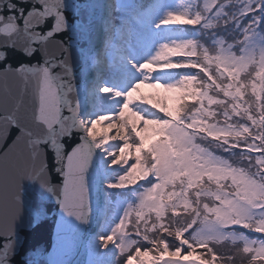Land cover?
I'll use <instances>...</instances> for the list:
<instances>
[{
	"label": "snow or ice",
	"instance_id": "snow-or-ice-1",
	"mask_svg": "<svg viewBox=\"0 0 264 264\" xmlns=\"http://www.w3.org/2000/svg\"><path fill=\"white\" fill-rule=\"evenodd\" d=\"M129 71L124 89L105 82ZM104 99L113 107L97 110ZM13 128L0 154V264H13L21 228L43 227L48 201L55 243L22 264H72L81 243L86 264H264V0H0V143ZM20 143L23 162L11 158ZM98 153L116 173L104 187L134 199L85 238Z\"/></svg>",
	"mask_w": 264,
	"mask_h": 264
},
{
	"label": "water",
	"instance_id": "water-1",
	"mask_svg": "<svg viewBox=\"0 0 264 264\" xmlns=\"http://www.w3.org/2000/svg\"><path fill=\"white\" fill-rule=\"evenodd\" d=\"M103 0H96L97 3L102 4ZM83 64L80 61H77V74H78V84H81L85 78V73L82 72ZM87 77L91 78V73L86 74ZM94 75V73H93ZM9 87L14 88V82H9ZM86 89L81 88L80 91V101H81V114L86 115L91 109L88 103L84 102L83 93ZM18 135V129L13 128L9 133L7 139L0 143V154H2L6 149H8L9 145H12L13 140ZM65 151H71L72 148L80 143V134H74L71 137H65ZM26 153V149L22 143L18 144L12 153L11 158L16 161L19 160L23 162L24 155ZM48 160L50 164L54 165V156L50 149L47 150ZM53 174L56 176L57 180H59V174L55 173L53 168ZM104 180L101 174L97 171V163L96 156L93 159V163L90 167V181L92 184L91 187V198L93 204V212H92V222L88 226H81L77 231L82 234L85 238L89 232L93 231V228L97 225L95 224L96 216L98 212L99 205V192L100 189L104 186ZM26 189H30V185L25 181ZM54 201H48L45 205V212H47L46 222H43V227L36 232L30 231L27 228H21L19 230V236L21 240V244L19 247V251L17 255L13 257V264H22V261L28 251L32 248L41 246V247H49L55 243L56 240V231L58 228V221L56 220L57 211L53 207ZM40 211V205L37 201L34 205L32 211L28 212V219H32L33 215ZM85 249L81 243L80 247L74 248L72 252V264H83V257L85 254Z\"/></svg>",
	"mask_w": 264,
	"mask_h": 264
},
{
	"label": "rangeland",
	"instance_id": "rangeland-1",
	"mask_svg": "<svg viewBox=\"0 0 264 264\" xmlns=\"http://www.w3.org/2000/svg\"><path fill=\"white\" fill-rule=\"evenodd\" d=\"M143 58H144L143 56L140 57V59H143ZM136 75L137 74L134 71H129V73L127 75V79H125V80L107 79L105 82L108 83L111 86L119 87L121 89H124L125 87L130 86V84L133 82V79L135 78ZM148 90H149V88L145 87V86H142V88H141V91L143 93H145V94L149 93ZM160 91L163 93V89H160ZM167 95L169 97L168 104H170V102H171V93H168ZM189 103H191V102L189 101ZM95 107H96L97 110H103V109H106V108H111V107H113V102L109 101L107 99H104L99 104H97ZM89 112H87V114H89ZM105 123L106 122L98 124L97 125V130L98 131H103ZM109 134L110 135H114L115 134V130H112ZM98 158H99L100 163H102V165H101L102 166L101 167V174H103L102 177L105 178V179H115V175H116L115 171L113 169H107L106 168V164L104 165L105 161L102 159V154L98 153ZM130 162H132V161L130 160ZM100 190H101V194L102 195L104 194V192H106V195L109 196L108 201L111 199V197L113 198L114 205L116 206L115 211L125 201H131V200L134 199V197L131 195V190L130 189H106L105 187H102ZM99 196H100V198L103 197V196L100 195V193H99ZM256 235L258 236L259 234H256ZM153 254H155V253H153ZM217 264H226V262H221L220 260H218ZM236 264H247V261L246 260H242L240 258H237L236 259Z\"/></svg>",
	"mask_w": 264,
	"mask_h": 264
},
{
	"label": "trees",
	"instance_id": "trees-1",
	"mask_svg": "<svg viewBox=\"0 0 264 264\" xmlns=\"http://www.w3.org/2000/svg\"><path fill=\"white\" fill-rule=\"evenodd\" d=\"M144 2L145 3H153V2H155V0H144ZM165 2H167V3H172V4H174L177 8H179V7H181L185 2H186V0H165ZM174 27H177V28H179V29H181V30H189L190 29V26H186V25H176V26H174ZM176 59V57H173V60H175ZM156 75H164V74H156ZM244 73H241V79H243V77H244ZM254 75V74H253ZM258 79V78H257ZM149 92H151V91H154L153 89H150L149 88V90H148ZM250 92H251V88L249 87L248 88V93L250 94ZM174 95L175 94H173V93H171V102H170V104H169V107L170 108H174V106H175V104H176V101H175V99L173 98L174 97ZM245 99H247V94H246V96H245ZM191 102V101H190ZM111 200L113 201V198L111 197Z\"/></svg>",
	"mask_w": 264,
	"mask_h": 264
},
{
	"label": "bare ground",
	"instance_id": "bare-ground-1",
	"mask_svg": "<svg viewBox=\"0 0 264 264\" xmlns=\"http://www.w3.org/2000/svg\"><path fill=\"white\" fill-rule=\"evenodd\" d=\"M104 2V0L102 1V3ZM83 97H84V102L85 103H88L89 105L91 104V100H90V98H89V96H88V94H87V90H85L84 91V93H83ZM104 162V161H103ZM96 163H97V171H98V173L99 174H101V165H102V163H100V161H99V158H98V154H97V156H96ZM106 164V162H104V165ZM103 174H101V176H102ZM104 185V184H103ZM104 187V186H103ZM100 195H102L101 194V190H100ZM106 194V192H104V195ZM98 221H100V220H98V219H96V221H95V224L97 225V223H98ZM97 227V226H96ZM96 227H94L93 228V231L92 232H95L96 231ZM87 259H88V256H87V253L85 252V254H84V257H83V261H82V263L83 264H86V261H87Z\"/></svg>",
	"mask_w": 264,
	"mask_h": 264
}]
</instances>
